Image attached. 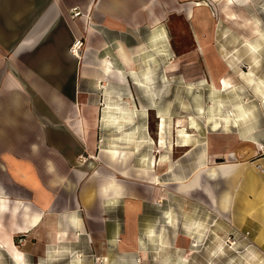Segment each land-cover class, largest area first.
I'll use <instances>...</instances> for the list:
<instances>
[{
  "label": "crops",
  "instance_id": "0c3cea01",
  "mask_svg": "<svg viewBox=\"0 0 264 264\" xmlns=\"http://www.w3.org/2000/svg\"><path fill=\"white\" fill-rule=\"evenodd\" d=\"M181 1L0 0V264H165V255L199 254L186 225L178 239L164 234L165 22ZM76 6L86 16L72 17ZM75 37L79 56L69 52ZM175 122L185 146L191 135ZM189 122L200 129L194 115ZM237 169L201 161L177 189L186 195L201 176L231 180ZM204 187L209 210L229 218L230 192Z\"/></svg>",
  "mask_w": 264,
  "mask_h": 264
},
{
  "label": "rangeland",
  "instance_id": "374dc122",
  "mask_svg": "<svg viewBox=\"0 0 264 264\" xmlns=\"http://www.w3.org/2000/svg\"><path fill=\"white\" fill-rule=\"evenodd\" d=\"M228 2L182 0L180 15L165 22V120L170 128L164 133V234L178 239L187 228L199 252L186 259L182 253L171 260L165 255V264H264V160L255 161L264 157V101L257 92L258 87L264 88V0ZM238 100L250 108L249 116L235 124L241 129L231 128L235 126L231 121L215 127L208 115H232ZM197 103L202 108L200 118ZM190 115L200 129L190 127ZM177 118L183 120V132L191 135L185 146L176 145L180 143ZM150 120L149 133L156 140L157 121ZM242 126L254 128L247 132ZM245 132L249 140L243 141ZM201 161L208 165L231 162L238 169L231 180L209 181L203 175L198 189L179 193V181L186 182ZM258 162L262 169L257 168ZM206 184L218 196L230 192L229 218L218 209L209 210ZM211 221L212 231L205 227ZM190 223L201 224L200 236L189 229Z\"/></svg>",
  "mask_w": 264,
  "mask_h": 264
},
{
  "label": "bare ground",
  "instance_id": "6f19581e",
  "mask_svg": "<svg viewBox=\"0 0 264 264\" xmlns=\"http://www.w3.org/2000/svg\"><path fill=\"white\" fill-rule=\"evenodd\" d=\"M228 1L232 2V0H228ZM257 92H259L258 95H260L261 100L264 101V88L258 87L257 88ZM235 104L237 105L238 110H237V112H234V114H232V115L230 113H218L219 115L216 116V112L215 113L212 112V113H210L208 115V117L213 121V124H214L215 127H219L221 125V123H225V125H228V124H230V121L234 122V125H235L239 121H244L249 116L250 108L245 107L242 104L241 100L240 101L239 100L236 101ZM198 110H200V111L202 110L201 106L198 107ZM180 129H186V128L185 127H181ZM182 140H183V142H182L183 145H186L189 142V138H187V137L182 138ZM169 221L172 222V219H170ZM194 224L195 223H190L189 224V229L193 230V232L197 231L196 232L197 235L200 236L201 229L199 228V226H201V224H197L196 226Z\"/></svg>",
  "mask_w": 264,
  "mask_h": 264
},
{
  "label": "built area",
  "instance_id": "2783aa9c",
  "mask_svg": "<svg viewBox=\"0 0 264 264\" xmlns=\"http://www.w3.org/2000/svg\"><path fill=\"white\" fill-rule=\"evenodd\" d=\"M71 16L72 17H77V16H86L85 13H83L81 11L80 8L78 7H73L71 8ZM83 44H84V40L83 38L81 37H75L73 42L71 43V45L69 46V52L71 54H74L75 56H79L80 52H81V49L83 47ZM257 168L258 169H262V165L261 164H257ZM22 241V238L20 237L19 239V243Z\"/></svg>",
  "mask_w": 264,
  "mask_h": 264
}]
</instances>
